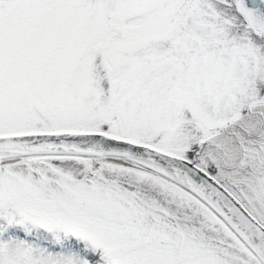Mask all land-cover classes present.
I'll return each instance as SVG.
<instances>
[{"label": "snow or ice", "instance_id": "1", "mask_svg": "<svg viewBox=\"0 0 264 264\" xmlns=\"http://www.w3.org/2000/svg\"><path fill=\"white\" fill-rule=\"evenodd\" d=\"M0 264H264V0H0Z\"/></svg>", "mask_w": 264, "mask_h": 264}]
</instances>
